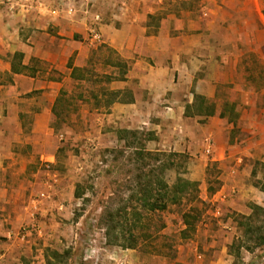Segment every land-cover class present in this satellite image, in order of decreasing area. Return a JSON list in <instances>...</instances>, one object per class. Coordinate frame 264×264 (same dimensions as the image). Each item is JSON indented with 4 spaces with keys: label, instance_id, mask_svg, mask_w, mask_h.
Segmentation results:
<instances>
[{
    "label": "rangeland",
    "instance_id": "374dc122",
    "mask_svg": "<svg viewBox=\"0 0 264 264\" xmlns=\"http://www.w3.org/2000/svg\"><path fill=\"white\" fill-rule=\"evenodd\" d=\"M182 5L191 7L198 20H213L210 41L228 62L227 78L218 83L212 100L226 114V134L218 137L222 146L215 149L211 136L201 146L205 156L185 152V176L199 182V200L154 213L152 226L162 220L166 226L151 238L141 233L137 248L111 244L119 233L107 235L102 215L123 205L134 175L112 160L108 149L124 145L121 127H110L105 96L98 103L92 92L112 88L119 79L78 85L71 71L53 68L51 77H71L62 88L72 102L59 117L53 113L49 140L38 147L16 142L14 151L23 157L0 160V189L7 188L0 190V264H264V246L248 242L239 224L259 205L254 219L264 226V0H183ZM91 46L83 66L123 76L124 67L109 63L116 49L111 54L108 48L113 47L105 42L92 41ZM75 61L72 56L69 62ZM39 68L50 66L39 63ZM32 113L26 116V135L31 134ZM176 175V170L168 172L171 181ZM78 189L82 197L75 195ZM191 205L197 209L187 228L180 210Z\"/></svg>",
    "mask_w": 264,
    "mask_h": 264
},
{
    "label": "crops",
    "instance_id": "0c3cea01",
    "mask_svg": "<svg viewBox=\"0 0 264 264\" xmlns=\"http://www.w3.org/2000/svg\"><path fill=\"white\" fill-rule=\"evenodd\" d=\"M182 3L0 0V160L23 157L14 151L16 142L38 147L49 140L55 100L64 80L71 79L69 75L53 78L50 71H72V56L76 58L74 66L86 64L92 47L89 30L94 26L103 42L116 49L130 66L126 79L113 81L112 88L130 89L134 99L111 104L110 127L155 131L156 138L148 141L149 149L200 153L203 157L202 143L211 136L215 149H220L218 137L226 134L225 117L221 116L224 109L217 108L208 117L186 115V110L196 94L216 98L218 83L227 78L228 62L219 57L220 46L210 41L213 20H198L195 11ZM98 13L100 20L95 18ZM17 51L23 57L17 63L20 70L14 71ZM39 63L50 69L39 68ZM31 112L32 130L26 135V116ZM0 190L7 192L6 187Z\"/></svg>",
    "mask_w": 264,
    "mask_h": 264
},
{
    "label": "trees",
    "instance_id": "16d2710c",
    "mask_svg": "<svg viewBox=\"0 0 264 264\" xmlns=\"http://www.w3.org/2000/svg\"><path fill=\"white\" fill-rule=\"evenodd\" d=\"M98 49H101V47ZM108 49H111V54L117 53L114 48ZM93 53L89 59L92 64L94 62ZM22 57V52H15L12 66L14 71L20 70L17 63L21 62ZM109 61L113 67L125 68L123 76L116 78L111 74L96 73L94 67L74 66L69 62V67L72 68L71 77L78 82V85L85 81L98 83L103 78L107 82L115 79H126L130 67L128 61L118 53L115 59L109 58ZM66 95H68V91L62 88L53 106V113L56 117L62 115V108H67L72 102L73 96ZM92 95L98 103L102 101L101 96H105L104 101L108 105V111H110V106L115 101H132L134 99L133 92L130 89H108L103 86L100 87L98 92H92ZM79 96L84 97V94L80 93ZM216 109L215 102L202 94H196L194 103L188 106L186 110V115L197 114L208 117L214 115ZM221 116H226L224 110L221 112ZM52 126H55V123H52ZM119 139L124 141V145L120 148L108 149V151L113 154L112 160L116 162L119 168H125L127 172L133 173L134 176L130 177L131 180H129L131 182L126 184V189L130 190L131 193L126 200H123V205L105 210L102 215V222L106 225L107 235L119 233L115 235L114 242L109 240L111 244L134 249L140 243L141 233H144L143 235L146 238H151L154 233H159L166 226L164 220L159 225L152 226L151 221L154 213L165 211L170 205L181 206L185 203V200L189 202L199 200V182L185 176L188 169V156L185 152L148 148V141L155 139L151 131L120 128ZM171 170L177 171L176 178L173 181L168 177V172ZM82 194L79 189L75 192L77 197H82ZM259 208H261L259 205H255L253 207L254 214L243 215V219L239 221V224L244 227V234L248 236V242L256 246H264V226L257 225L254 219L259 212ZM195 209L197 207L191 205L189 209L180 210L187 228L193 225L190 217ZM152 227H154L153 230H151ZM136 229L143 232L138 233ZM119 240L122 242L119 243ZM54 254L59 255L58 252H54ZM48 264H52V262L49 260Z\"/></svg>",
    "mask_w": 264,
    "mask_h": 264
},
{
    "label": "built area",
    "instance_id": "2783aa9c",
    "mask_svg": "<svg viewBox=\"0 0 264 264\" xmlns=\"http://www.w3.org/2000/svg\"><path fill=\"white\" fill-rule=\"evenodd\" d=\"M95 18H96L97 20H100V19H101L100 14H99V13L96 14ZM90 37H91L92 41H94V42H96V43H102V42H103V38H102V36H101V33H100L99 29H98L96 26H94V27H92V28L90 29ZM207 151H208V152L211 151V145H209V146L207 147ZM41 195H42V196H46V193H45V192H42Z\"/></svg>",
    "mask_w": 264,
    "mask_h": 264
}]
</instances>
